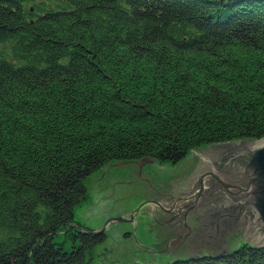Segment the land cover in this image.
I'll use <instances>...</instances> for the list:
<instances>
[{"label": "trees", "instance_id": "16d2710c", "mask_svg": "<svg viewBox=\"0 0 264 264\" xmlns=\"http://www.w3.org/2000/svg\"><path fill=\"white\" fill-rule=\"evenodd\" d=\"M236 138H264V0H0V264H92L82 178Z\"/></svg>", "mask_w": 264, "mask_h": 264}, {"label": "water", "instance_id": "95a60500", "mask_svg": "<svg viewBox=\"0 0 264 264\" xmlns=\"http://www.w3.org/2000/svg\"><path fill=\"white\" fill-rule=\"evenodd\" d=\"M83 214L107 234L92 264H173L264 249V138L205 144L178 165L111 160L82 178ZM131 233L129 240L124 235Z\"/></svg>", "mask_w": 264, "mask_h": 264}, {"label": "rangeland", "instance_id": "374dc122", "mask_svg": "<svg viewBox=\"0 0 264 264\" xmlns=\"http://www.w3.org/2000/svg\"><path fill=\"white\" fill-rule=\"evenodd\" d=\"M185 157L182 158L181 160L185 159ZM181 160H179L177 163H175L173 165H178L181 162ZM86 192H87V189H86ZM87 204L88 203H87V201L85 199V200H82L79 204L75 205L74 210H73L74 218H75V221L79 222L82 226H84V227H86V228H88L90 230L95 231L96 230V224L93 223L90 220H87L84 217V214H83L85 208L87 207ZM132 236L133 235L131 233H127L123 237H124V240H129V239L132 238ZM56 240L57 241H65V246L66 247H69V245H70L69 238L65 239L63 234L57 235L56 236ZM106 242H107V234H105V239L103 240V242H101V243H99L97 245H104V244H106ZM94 261H95V254H94V248H93V261L92 262H94Z\"/></svg>", "mask_w": 264, "mask_h": 264}]
</instances>
